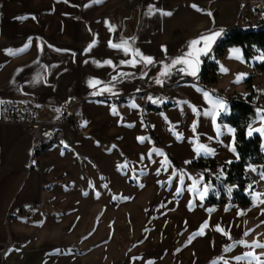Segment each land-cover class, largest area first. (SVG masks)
Wrapping results in <instances>:
<instances>
[{
    "label": "crops",
    "instance_id": "1",
    "mask_svg": "<svg viewBox=\"0 0 264 264\" xmlns=\"http://www.w3.org/2000/svg\"><path fill=\"white\" fill-rule=\"evenodd\" d=\"M127 1L0 0V104L45 106L62 133L34 163L32 137L0 122V264H264V169L246 167L241 206L208 204L205 174L189 167L239 159L221 117L231 98L260 108L264 76L240 47L213 50L226 29L259 26L264 0ZM209 62L216 81L201 83ZM73 112L79 135L63 123Z\"/></svg>",
    "mask_w": 264,
    "mask_h": 264
},
{
    "label": "trees",
    "instance_id": "2",
    "mask_svg": "<svg viewBox=\"0 0 264 264\" xmlns=\"http://www.w3.org/2000/svg\"><path fill=\"white\" fill-rule=\"evenodd\" d=\"M237 46L242 50L243 57L249 61L257 51L264 55V19L259 26L242 28L234 26L228 28L223 33V41L218 42L214 47L215 58L223 55L224 51ZM255 69L264 73V61L255 65ZM217 64L209 62L204 65L200 73L201 83H214L216 81ZM229 113L222 116L221 120L231 125L235 130V149L238 153V161L223 164L218 172L213 170L215 163L212 160L199 159L189 165V167L199 170L205 174L209 184V195L206 200L208 204H225L223 200L225 186L228 183L235 184L230 203L247 206L251 203L249 193L253 186L244 187L243 183L249 182L245 169L249 165H257L264 169V153L261 148V138L258 135L248 137L247 127L255 115V107L250 104L247 98H231L227 100ZM208 167L210 170L206 171ZM220 193V198H215V193Z\"/></svg>",
    "mask_w": 264,
    "mask_h": 264
},
{
    "label": "built area",
    "instance_id": "3",
    "mask_svg": "<svg viewBox=\"0 0 264 264\" xmlns=\"http://www.w3.org/2000/svg\"><path fill=\"white\" fill-rule=\"evenodd\" d=\"M142 0H128L125 6L130 9H140ZM223 41V35L218 42ZM201 61L205 62L206 58L202 57ZM255 74H260L259 69H254ZM199 83V80H197ZM166 89V88H165ZM217 96V95H215ZM259 98H264V94L260 93ZM133 99L132 94L118 95L111 99L114 104L128 103ZM161 99L165 104L176 103L181 97L173 93H163ZM55 115L45 106H28L17 101H3L0 104V122L4 124H12L21 126L31 137L33 141L31 161L40 163L45 149L57 145L62 139V133L58 125L54 123ZM253 118L251 119V122ZM63 123L71 124L75 132L79 135L82 132L81 116L77 112H73L63 119ZM206 171L210 169L205 168ZM250 182L243 183L244 187H248ZM235 184L228 183L225 186V194L223 200L230 202L231 195ZM34 208H41L40 203H35ZM27 219H31V214L25 213Z\"/></svg>",
    "mask_w": 264,
    "mask_h": 264
},
{
    "label": "rangeland",
    "instance_id": "4",
    "mask_svg": "<svg viewBox=\"0 0 264 264\" xmlns=\"http://www.w3.org/2000/svg\"><path fill=\"white\" fill-rule=\"evenodd\" d=\"M261 56H264L262 52L257 51V54L254 55L250 60H249V67L251 69H255L254 66L261 63ZM254 73V71H253ZM252 76L255 77H262L264 76V73L262 74H252ZM260 80V79H259ZM259 91H264V83L259 87ZM264 94V92H263ZM264 100L261 101V107L257 108V106H255V123H254V127H252L251 130H248V135L249 137L253 136V135H258L260 136L261 140H262V144H261V148L263 149V153H264ZM251 125V124H250ZM249 125V126H250ZM257 129H260L262 131H256ZM251 133V134H250Z\"/></svg>",
    "mask_w": 264,
    "mask_h": 264
},
{
    "label": "snow or ice",
    "instance_id": "5",
    "mask_svg": "<svg viewBox=\"0 0 264 264\" xmlns=\"http://www.w3.org/2000/svg\"><path fill=\"white\" fill-rule=\"evenodd\" d=\"M195 7V6H194ZM166 15H170V13H165ZM209 15H210V13H209ZM221 31H223V30H221ZM221 35V33L220 32H217V33H214L213 34V37H201V40H205V41H207V40H209V39H213L214 37H218V36H220ZM198 43H200V41L199 40H197V41H192L191 43H190V48H191V46L192 45H196V44H198ZM205 48H208V49H210V45H208V44H206L205 45ZM232 52L234 53V54H236V58H240L239 57V53H240V49L239 48H234V49H232ZM200 54H206V52L204 51V49H200V50H198L197 51V54H196V58H195V60H196V67H194L193 68V71L190 73L191 75H193V76H195L196 75V71H198V57H199V55ZM193 54H192V52H189V53H187V56L188 57H191ZM145 59H148V58H145ZM148 62H151L150 61V59H148ZM176 63H189V61L188 60H186V59H183V58H181V59H178V60H176V61H174L173 62V64H176ZM184 69H181V71H183ZM223 70V69H222ZM256 131H262V130H260V129H257ZM251 134V133H250ZM260 247H264V245H259Z\"/></svg>",
    "mask_w": 264,
    "mask_h": 264
}]
</instances>
